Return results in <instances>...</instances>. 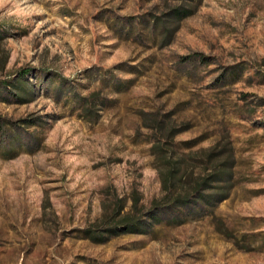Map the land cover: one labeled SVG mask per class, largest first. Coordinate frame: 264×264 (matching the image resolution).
I'll return each instance as SVG.
<instances>
[{
  "label": "rangeland",
  "instance_id": "obj_1",
  "mask_svg": "<svg viewBox=\"0 0 264 264\" xmlns=\"http://www.w3.org/2000/svg\"><path fill=\"white\" fill-rule=\"evenodd\" d=\"M178 5L195 10L163 45L153 18ZM0 34V264H264V0H0ZM150 111L194 175L230 151L229 197L95 243L115 199L164 194Z\"/></svg>",
  "mask_w": 264,
  "mask_h": 264
},
{
  "label": "trees",
  "instance_id": "obj_2",
  "mask_svg": "<svg viewBox=\"0 0 264 264\" xmlns=\"http://www.w3.org/2000/svg\"><path fill=\"white\" fill-rule=\"evenodd\" d=\"M195 7L178 5L170 8L162 15L154 16L153 22L161 26V44L167 45L178 28L181 19L193 14ZM172 24H175L174 26ZM2 35L0 34V39ZM30 69H22L12 82L13 89L19 102L32 100L33 90L27 88L22 80ZM11 82V81H10ZM94 92L81 97L80 112L85 120L98 118V109L94 101ZM142 126L152 132L150 150L152 155L161 164L159 175L164 194L154 199L150 208L144 212L136 208L139 202L138 195L132 198V207L135 211L122 213L125 199L117 198L113 203L112 212L106 217L101 227H90L84 230L86 238L95 243H103L111 236L128 233H145L148 224L158 221L162 211L198 213L212 212V208L229 197L232 183L233 156L226 147L219 150L215 146L205 151L206 169L204 175H194L189 172L186 160L177 154L172 145V139L182 129L169 123L171 115L161 111L142 112L140 114Z\"/></svg>",
  "mask_w": 264,
  "mask_h": 264
}]
</instances>
